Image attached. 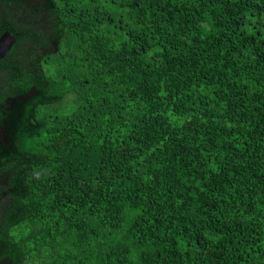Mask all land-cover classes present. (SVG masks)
<instances>
[{
	"label": "trees",
	"instance_id": "1",
	"mask_svg": "<svg viewBox=\"0 0 264 264\" xmlns=\"http://www.w3.org/2000/svg\"><path fill=\"white\" fill-rule=\"evenodd\" d=\"M0 264H264V0H0Z\"/></svg>",
	"mask_w": 264,
	"mask_h": 264
},
{
	"label": "water",
	"instance_id": "2",
	"mask_svg": "<svg viewBox=\"0 0 264 264\" xmlns=\"http://www.w3.org/2000/svg\"><path fill=\"white\" fill-rule=\"evenodd\" d=\"M17 39V36L7 30L0 35V60L6 57Z\"/></svg>",
	"mask_w": 264,
	"mask_h": 264
}]
</instances>
